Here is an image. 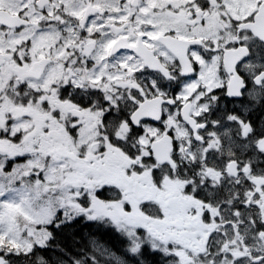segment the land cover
<instances>
[{
	"label": "snow or ice",
	"instance_id": "1",
	"mask_svg": "<svg viewBox=\"0 0 264 264\" xmlns=\"http://www.w3.org/2000/svg\"><path fill=\"white\" fill-rule=\"evenodd\" d=\"M0 264H264V0H0Z\"/></svg>",
	"mask_w": 264,
	"mask_h": 264
}]
</instances>
